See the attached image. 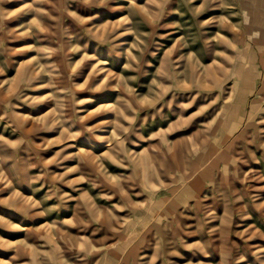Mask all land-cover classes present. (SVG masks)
<instances>
[{
    "label": "rangeland",
    "instance_id": "1",
    "mask_svg": "<svg viewBox=\"0 0 264 264\" xmlns=\"http://www.w3.org/2000/svg\"><path fill=\"white\" fill-rule=\"evenodd\" d=\"M0 264H264V0H0Z\"/></svg>",
    "mask_w": 264,
    "mask_h": 264
}]
</instances>
